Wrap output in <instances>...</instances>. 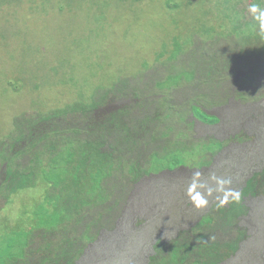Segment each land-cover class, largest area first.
I'll return each mask as SVG.
<instances>
[{
    "label": "trees",
    "instance_id": "obj_1",
    "mask_svg": "<svg viewBox=\"0 0 264 264\" xmlns=\"http://www.w3.org/2000/svg\"><path fill=\"white\" fill-rule=\"evenodd\" d=\"M18 1L0 0V8L4 6L16 15L13 5ZM48 1L32 0L27 11L49 16L53 0ZM159 2L171 13H183L195 3L204 12L214 9L208 19L217 20H204L198 26L226 36L219 41L221 47L230 35H246L250 44L264 45L251 30V18L246 13L247 6L256 0H89L88 15L97 28L105 21L107 8L133 11ZM170 18L174 21L171 42L156 47L152 63L143 64L141 60L135 72L121 78V86L117 82L87 89L67 64L76 52L83 51L92 58L98 54L84 51L73 40L65 46L70 57L50 62L48 55L43 56L44 66H40L42 61L34 48L24 49L19 57L35 53L34 64L20 61L17 67L25 71L8 73L2 49L5 40H10L5 30L13 22L10 15L1 17L0 82L5 87L0 85V107H7L9 114L5 113L7 127L0 135V264H84L89 253L101 245L105 249L96 253L99 259L100 255L108 256L113 247L124 252V260L139 249L142 257L147 256L146 264H227L256 253L257 247L248 246L249 239H263L259 229L264 208L258 211L262 217L252 218L251 200L264 197V167L259 169L260 163L254 160L239 184V205L218 210L212 204L198 221L176 234H167L166 241L159 238L150 251L143 248L148 243H141L137 228H127V223L121 222L126 198L146 177L165 170H183L192 163L209 168L230 143L248 144L259 132L252 126L249 134L244 127L246 138L233 132L236 137L230 141L189 133L196 118L211 122L208 125H224L222 116L218 115L219 120L216 114L208 113L207 98L220 95L226 83L217 82H227L234 74L236 58L249 54L232 55L220 66L216 62L192 63L195 56L180 48L188 36L189 22L184 21L187 35L182 38L179 22L174 16ZM194 38L198 39L193 34L191 46L195 45ZM94 41L101 48L99 54L107 53L108 43L99 42L97 37ZM254 55L262 58L264 52ZM50 64L53 72H48ZM256 66H252L251 80L259 75ZM82 67L92 68L94 63ZM244 89L250 92L252 87ZM256 91L253 96L238 92L236 97L242 100L238 104H256ZM22 92L23 100L18 98ZM46 95L48 100H44ZM260 114L255 113L253 119L258 120ZM249 120L242 117V124H249ZM198 147L206 154L196 156ZM230 177L237 176L232 173ZM138 214L139 209H126L125 222ZM144 224L139 221L136 227ZM142 228L156 229L153 224ZM106 236L110 242L102 244ZM136 264H143L141 257Z\"/></svg>",
    "mask_w": 264,
    "mask_h": 264
},
{
    "label": "rangeland",
    "instance_id": "obj_2",
    "mask_svg": "<svg viewBox=\"0 0 264 264\" xmlns=\"http://www.w3.org/2000/svg\"><path fill=\"white\" fill-rule=\"evenodd\" d=\"M43 1L46 4L50 3L48 0ZM88 1L53 0L51 1L52 10L49 16H44L36 12H28L27 9L29 6L27 4L32 2V0H19L15 3L13 7L17 11L16 15L15 11L13 12L10 9L4 8V6L0 8V19L5 13L6 16L10 15L13 22L12 26H9L5 30L10 40H5L6 45L2 49L5 55L3 60L7 66L8 73L12 74L13 71H25L24 68L17 67V63L20 61L25 65L34 64V61L37 59L35 53L24 58L19 57L24 49L31 50L34 48L41 58L42 62L40 66H44L43 56L48 55L50 62H54L59 57H70L71 55L65 49V46L69 40H73L84 51L92 52L90 53L92 55L94 53L98 54L92 58L87 56L83 51L76 52L74 57H72V61L67 64L68 68L73 70L74 76L79 78L81 86L83 84L87 89H95L103 85L112 86L117 82L121 86V78L129 75L131 72H135L141 60L143 64L152 63L151 57L153 51L160 43L165 41L171 42V33L173 31L172 23L174 21L170 17L174 16L177 22H179V35L182 38L187 35L184 32V21L187 20L189 22L186 25L190 27L188 36L180 43V48L182 50H188L195 56L196 59H193L192 63L202 61L210 65L216 62V65L220 66L232 55L239 54L240 52L249 54L248 56L243 55V57L236 58L234 74L227 82H217L219 85L226 83L225 89H223L220 95L208 97V99H213L215 103L210 101L205 108L208 113L216 114L219 120H221L220 116H222L224 118V125H220V122L216 125H208L211 122L203 123L196 118L197 121L194 122L195 124L189 133H194L200 138L212 136L219 138L220 141H230L237 134H241L242 138H246L248 133L244 132V127L247 130L252 129V127L249 124H242V117L250 118L255 113L260 114L262 112L261 103L264 100V67H259V75L256 81L251 80L249 77L253 73L252 69L255 68L252 66H256V63L257 65L264 64V45H261L259 42H252L253 44H250L246 35L239 37L230 35L231 38L225 42L224 47H221V45H218L219 41L222 37L226 36L212 34L209 30L198 26L204 20H209V23L217 20L208 19L210 13V18L214 15V9L204 12L198 3H195L190 10L186 8L183 13L178 11H173V13L167 12L163 8V2L151 3L143 6V8L138 7L133 11H128L126 7L114 6L105 10V21L97 25L96 28V23H93L88 15ZM5 5L9 7L7 3ZM245 31L246 28L244 29V34ZM193 34L198 39L196 40L194 38L195 45L191 46L190 39ZM95 37H97L99 42L109 44L107 53L102 52L99 54L101 48L97 46L98 44H94ZM203 53L207 54V57H203ZM254 54H261L263 57L259 58L260 56ZM88 62L94 63V67L83 68L82 65ZM52 64L50 66L48 65V72H53ZM145 76L147 77V73H145ZM0 85L1 87H5L3 81L0 82ZM248 86L252 87L250 92L244 89ZM64 87L61 85L60 89H64ZM256 90L259 91L256 104H238L242 101L236 97L238 92L245 93L247 96H253ZM47 96L44 100H48ZM18 98L21 100L25 98L23 92L19 94ZM248 102L254 103L255 101ZM6 108L3 106L0 107V135L7 127V117L5 118ZM242 113L243 115L241 116L240 114ZM7 114L9 113L7 112ZM257 127L259 130H264V112L259 115ZM233 132L236 134L235 137L233 136ZM243 132L246 136L243 135ZM253 137L255 138V135ZM235 145L236 143L234 142L230 143L228 147H225L215 157V162L211 167L206 168V170L201 169L204 180H207L209 172L212 171L216 172L217 175L227 176L225 173L227 172L228 164H231L233 167L231 170L232 173L238 176H245L248 173L246 167H252L253 157L258 155V160L263 161L264 132L257 134L256 139H251L248 144ZM232 147L233 150H231ZM196 153L198 157H201L199 154H206L202 147H198ZM189 169V167H184L183 170L162 171L159 175L146 177L137 183L134 189H131L129 196L126 198L127 205L124 207L121 222L123 224L127 223V228H137L136 232H139L141 243L142 241H146L149 245L148 247H150L159 238L166 241L165 236L167 234L173 235L181 228L186 229L188 225H191L194 221H198L204 215V211L207 208L196 211L185 197V189L191 177V169ZM233 181L238 183L240 179L236 178ZM232 186L234 188L236 187L235 184ZM163 197L165 201L163 200L160 203ZM262 198L251 200L253 202L251 209L252 218L259 217V212L264 208V200L259 201ZM215 203L216 201L211 199L208 208L212 204L215 205ZM130 208L133 210L139 209V214L136 218H130L128 222H125L126 209ZM170 210L172 212L167 213ZM176 212L177 216H173ZM258 220L262 221L263 219ZM139 221L145 223L143 226L149 228L150 224H153L156 229H146L142 228L143 226L136 227ZM174 222L180 225H175L177 227L176 229H168L174 227ZM263 222L260 224V233H264V228H262ZM150 232L151 235L149 234ZM249 240L250 243L248 246L254 244L252 238ZM108 242H110V239L107 236L101 239L102 244ZM99 249H104V245L95 249L84 264H90L92 260L91 264H123L121 258L124 252L117 247L113 249L114 255H108L109 260L107 261L102 257V259H99L95 256ZM139 253V249L135 250L133 256ZM133 256L130 264H133ZM250 258L251 255H245L240 260L248 261ZM145 259L146 256L143 258V263Z\"/></svg>",
    "mask_w": 264,
    "mask_h": 264
},
{
    "label": "clouds",
    "instance_id": "obj_3",
    "mask_svg": "<svg viewBox=\"0 0 264 264\" xmlns=\"http://www.w3.org/2000/svg\"><path fill=\"white\" fill-rule=\"evenodd\" d=\"M246 13L251 18L250 27H251V30L253 31L254 35L261 42H264V0H256V2L250 3L247 6ZM259 67L260 66H256L257 69H259ZM258 93H259V91H258ZM208 100L214 102V100H212L211 98H209ZM261 104H262L261 114H263V112H264V110H263L264 100H262ZM249 125H251V127L253 126V127L258 128L257 127V120L253 119L252 116L250 117ZM247 131L249 134L251 133L250 130H247ZM261 132H264V130H259V132L256 133V135L261 133ZM253 158H254L253 160L256 163H260L259 166L261 165V167L259 169H262L264 167V165H263L264 159H263V161H259L258 155H256ZM189 167L191 169V177H190V180L187 183V186L185 189V197L187 198L188 202L191 204V206L196 211H200V210L207 208L204 211V212H206L209 209L208 206H209V202L211 199H214L216 201L215 208L218 210L223 209L226 206H229L232 204L239 205L241 203L242 193L238 190V187H239V184L241 183V181L243 180L244 176H238L235 174L237 176L236 178L240 179V182L235 183L233 180L236 178L232 179L230 177V175L232 174L231 170L233 168L231 166V164L227 165V172L225 173V175H227V176H220V175H217L216 172L212 171V172H209L207 180L203 179V172L201 170L200 164L192 163L189 165ZM257 167H258V165H257ZM204 170H206V168H204ZM233 184L236 185L235 188L232 186ZM262 200H264V198ZM171 212H172V210L168 211L167 213H171ZM176 214H177V212L173 216H177ZM174 224H176V223H173V226L175 227ZM132 229H135V228H132ZM150 235H151V232H150ZM262 235H263V239L261 241H260V239L258 241L253 240L254 244L251 245L252 246L251 249H253L254 247H257V251L255 254L251 255V258L248 261L231 260L227 264H264V247L261 249V247L264 245V233H262ZM153 243L155 244V242H153ZM153 243L151 245H153ZM148 246L149 245L146 244L143 246V248L150 251L151 246L150 247H148ZM104 249H105V247H104ZM113 249H114V247H113ZM100 250H102V249H99L98 252ZM91 253H89V255ZM109 254L114 255V251L113 250L109 251ZM89 255L84 259V262H86V259L89 257ZM133 255H134V253L129 255V256H126L127 257L126 260H124L122 257L121 258L122 263L123 264H130V260L132 259ZM100 256L103 259H105L106 261L109 260L108 256H104V255H100ZM145 256H146V254H145ZM145 256L142 257V254L141 255L138 254L136 256H133V258H134L133 264L137 263L138 257H141L142 262H143V258ZM94 258H95V256H94ZM146 260H147V256H146L145 262L143 264H146Z\"/></svg>",
    "mask_w": 264,
    "mask_h": 264
}]
</instances>
